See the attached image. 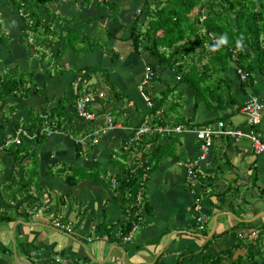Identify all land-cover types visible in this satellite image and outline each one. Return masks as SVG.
<instances>
[{
	"label": "crops",
	"instance_id": "crops-1",
	"mask_svg": "<svg viewBox=\"0 0 264 264\" xmlns=\"http://www.w3.org/2000/svg\"><path fill=\"white\" fill-rule=\"evenodd\" d=\"M141 1L91 0L86 5L79 4L75 9L70 0L59 1L53 11L56 14L54 22L57 19L64 24L61 16L77 14L75 27H80L92 38L107 42L108 46L98 45L94 48L89 45L92 47L90 52L77 54L68 41H64L56 47L65 50L59 60L50 55L43 58L42 53L29 57L27 45L23 51L15 47L14 56L16 59L20 57L21 63L20 66L13 63L8 71L12 76L32 73L26 85L30 87V92L38 88V94L30 98L28 105H33L37 110L46 105L50 112L62 96H65L66 110H72L73 101L83 89L90 90L92 94L95 92L97 96L99 89H95L96 83L90 81V76L101 72L106 74V81L111 80L120 93H126L128 99L110 100L111 93L106 95L105 103L111 101L117 109L115 127L87 137L80 148L77 147L78 140L89 135L88 129L92 124L94 129L101 127L103 118L85 123L77 115L76 121L63 123L73 125L76 128L73 132L63 131L64 134L50 137L39 146L31 144L21 163H30V169L36 167L37 173L32 172L30 176L39 187L32 182V188L24 191L21 185L24 169L17 170L12 159L5 157L9 151L0 150V264H233L237 260L240 264H264V217L259 216L252 222L243 221L264 211V157L254 154L246 138L238 141L232 138L215 139L209 158L197 171L199 179L196 184L187 182L182 162L195 156L197 143H189L186 137L181 138L183 144L177 145L173 156H163L155 167L148 166L144 199L141 202L140 198L137 202H141V205L134 222L136 226L129 232L128 240L122 235L123 224L129 217L117 195L120 191H115L112 185H105L104 179H100L102 170L106 175L116 172L123 174L119 167L108 162L110 153L113 150L121 151L122 143L127 144L134 136L137 130L133 135L130 130L137 128L138 111L151 104L166 85H172L173 77L172 69L168 71L166 67H160L157 69L158 75L147 80L149 56L146 53L137 54L132 40L122 39L128 35L135 14L141 13ZM55 4H58L57 0ZM113 4H117L119 10L115 11ZM64 27L67 26L60 27V33L67 32L68 28ZM109 32L115 34V38H108ZM10 57L9 61H12ZM46 58L48 62L44 61ZM4 60L0 61V76L3 69H8L6 64H2ZM108 68H112V75L108 73ZM229 72H233L231 68ZM253 75L248 78L253 79L254 88H247V79L244 83L236 78L230 90L224 89L222 106L209 108L200 102L194 111L186 85L180 84L182 91H179V98H176V92L171 94L174 95L173 101L178 99L181 105L177 112L166 114V118L173 121L177 115H181L184 119L192 118L196 123H203L229 115L231 123L248 131L241 107L255 96L262 102L261 120L256 132L264 140V74L256 70ZM94 77L97 80V76ZM100 95L103 96L102 93ZM93 107L99 108V105L94 104ZM17 108L20 111L5 117L0 140L10 136L16 126L24 124L21 117H25L26 107ZM13 115L17 118L13 119ZM26 121L30 124L29 120ZM192 133L189 131V134ZM141 138L134 145L142 142L145 152L151 151L154 145L143 142ZM139 155L141 152L136 157ZM33 157L38 159L35 165ZM78 167L87 170L88 174L95 171L100 173L72 183V175ZM122 191L120 195L124 196L125 191ZM27 211L31 217L36 212L38 216L39 212L45 211L44 216L48 217H45V221L34 223L33 219L25 217ZM200 213L207 218L205 231L201 234L188 232L197 226L196 217ZM217 213L215 232L204 249L207 242L203 235L210 232L213 216ZM207 229L209 231L205 233ZM253 229L257 233L251 237ZM239 233H242V237L238 236ZM106 244L110 247L109 252L102 259L101 253L104 250L105 254ZM12 245L13 252L9 251ZM190 253L198 255L190 257L194 258L191 260L188 258ZM56 256L61 259L58 261ZM220 256H223L222 260ZM87 258L93 262H81L87 261Z\"/></svg>",
	"mask_w": 264,
	"mask_h": 264
},
{
	"label": "trees",
	"instance_id": "trees-1",
	"mask_svg": "<svg viewBox=\"0 0 264 264\" xmlns=\"http://www.w3.org/2000/svg\"><path fill=\"white\" fill-rule=\"evenodd\" d=\"M59 1L60 0H57L58 4L56 5V0H7L10 9H12L15 16L19 18V29H23L24 31L23 37L27 38L25 42L27 47L29 49L33 48L32 50H34L30 51L29 57L35 54L39 56V53H42L44 58L50 55L51 57L55 56V59L57 58L59 60L65 50L63 48L56 49V47L64 41H68V44L72 46L77 54H81L85 51L90 52L89 50H92V47L95 48L98 45L102 47L108 46L107 42L92 38L86 31L83 32L80 27H75L74 22L78 17L77 14L70 17L59 15L63 18L64 24H61V20L57 19L55 20L56 22H54L53 18L56 14H54L53 11L59 5ZM90 1L91 0H70L71 4L75 6L74 9L79 4L86 5L90 3ZM142 1L141 13L135 14L128 35L122 37V39L132 40L133 49L137 54L146 53L149 56L147 67L151 77L153 76V78H155L158 75L157 69L160 67H166L168 71L172 69L173 77L171 78L172 85H166V88L160 92L159 96L155 98L151 104L148 103L138 111L139 114L136 127H139L146 117L151 121L154 127L165 124L206 127L218 120L231 123L228 120L230 118L229 115L203 123H196L192 118L184 119L181 115H177L176 119L171 121L166 118V114L173 111L177 112L178 107L181 105L178 99L173 101L172 97L174 95L172 96L171 93L176 92V98H179L178 94L181 90L179 85L185 84L189 95L188 97H192L194 111L200 102H204L209 108H213L215 105L222 106L225 100L223 94L224 89L230 90L235 83V79H239L241 74L247 76L246 79L248 83L245 82L246 80L244 81L240 78L241 82L244 81V83L247 84V88L253 87L254 81L252 78L250 79L248 77L254 76L253 72L255 73L256 70L259 74H264V47L261 45L262 39H264V0ZM112 8L115 11L119 10L117 4H113ZM150 8H153L152 11ZM148 10L150 12L148 21L144 27L138 28L140 16ZM63 26H67L64 27L65 29L68 28L66 33H60V27ZM40 28L43 31H38ZM30 30L34 32L33 39L30 37ZM78 37L84 39L85 42L82 43ZM6 38L7 37L2 35L0 41L4 42ZM28 38H31V41H29ZM108 38H115V34L109 32ZM77 39L78 42H80L78 45ZM169 49L172 50L168 51ZM229 68H231L233 72H229ZM8 70L9 69L5 70L7 72L6 74L0 76V105L5 103V107L12 113L20 105V102L15 99L16 103L13 97L18 98L20 92H22L26 98H28L30 93L32 96H36L38 94V88L34 92H30V87L25 86L22 76H12V73H9L10 71ZM29 74L30 76L32 75V73ZM158 79H160V77ZM109 86L111 93V97H109L110 100L115 99L120 101L128 99L126 93H120L114 84ZM81 94L82 92H79L77 97L79 98ZM170 95L171 102L169 104ZM63 97L65 98V96H62V99L58 100L59 102L53 109L50 108V112L47 111L46 105H44L41 110H37L36 107L28 105V102L24 103L26 115L21 119L24 121V124H22V126H16L12 133L17 128L22 127L33 137L29 138L22 136L18 145L11 144L1 151H9V153H11H8L5 157H10L12 159L16 169L20 165H25L21 162L28 153L31 144L39 146L50 137L59 135L63 133V131L73 132L76 129L71 124H63L67 120L71 121L78 118L76 110L74 109L76 101H73L72 110H66ZM167 100H169L168 103ZM134 103L136 102L134 101ZM98 105L99 108L96 107L94 110L99 118L102 116L101 114L108 113L112 116L114 122H116L115 113L117 109L111 104V101L105 103L99 100ZM57 117L60 122L57 120ZM5 119L3 115H0L1 130L5 127L3 125ZM26 120H29L30 124H28ZM80 121L85 123L93 122V120L88 121L82 118ZM92 125L93 126L88 129L89 135L87 137L92 136L90 135L92 132L91 129L94 130L95 127L94 124ZM136 129L137 128H132L130 130L132 135ZM56 130L57 132H55ZM189 135H192V137ZM183 137L188 138L186 140H188L189 143H197L196 136H194L193 133L189 134V131L182 132L181 134L172 133L169 135L153 132L149 135L145 134L141 138L142 141L144 140L143 142L154 145L151 151L145 152L143 143L140 142L137 145H130L128 148H126L125 143L124 145L122 143L120 147L121 151L113 150V152L110 153L108 162L119 167L120 170L123 171V174L116 172L106 175L105 170H102L103 175L100 179H104L105 185H112V189L115 191H120L121 193H123L122 190L125 191L124 196H121L120 192L117 194L124 211L129 217L123 224L122 235L126 236L131 231L133 222H135L139 216L138 209L141 205L140 203L144 199L143 190L146 180H148V178L145 181L140 179L144 173L145 166H149L150 168L155 167L163 156H173L177 145L181 144V138ZM5 138L1 139L0 142L5 140ZM223 139H231V137L225 136L217 138V140ZM233 141L235 140L233 139ZM77 143H79L77 147L80 148V144L82 143ZM138 152H141V155L136 157ZM117 157H119V159ZM37 160L36 157H33L32 162L34 164H32L35 165ZM28 167L24 170V180L21 181L24 191L30 190L33 183L36 187H39L36 183L37 181H33L30 176L32 172L35 174L37 173L36 167L34 166V169ZM80 171L83 172L80 174ZM86 171L87 170H82L80 167H78V170L76 168L74 171L75 173L73 172L74 174L72 175L71 182H77L81 178L89 175L95 176V173H100L95 171L88 174ZM119 181L120 183H118ZM139 193H141V202L137 203L139 201ZM26 213L25 217L29 219L31 214L28 211ZM208 242L203 247L204 249L208 246ZM196 255L198 254H189L190 257H195ZM210 257L211 256L208 255V259H210ZM220 257V260H222L223 256ZM220 260L219 263H221ZM233 264H240V262L237 260L233 262Z\"/></svg>",
	"mask_w": 264,
	"mask_h": 264
},
{
	"label": "built area",
	"instance_id": "built-area-1",
	"mask_svg": "<svg viewBox=\"0 0 264 264\" xmlns=\"http://www.w3.org/2000/svg\"><path fill=\"white\" fill-rule=\"evenodd\" d=\"M146 70L148 71V67H146ZM147 79L150 78V74L146 75ZM241 80H246V75L241 74L240 75ZM78 97H76L77 99ZM93 94L90 90H82V94L80 97L76 100L75 103V110L79 117L83 118L84 120H96L98 118V115L96 114L94 107H93ZM242 113L246 116V122L249 126V130L245 131L242 127H238L232 123H227L224 120H218L214 123V125L210 126H204V127H191V126H182L179 124H165V125H157L153 126L151 124V121L147 119V117L144 119L142 124L137 127V131H135V134L132 138H130L126 144V148H128L130 145H134L137 140H139L143 135L145 134H152L153 132H159L161 134H181L185 131L193 132L196 136L197 140V152L195 156L184 160L182 162V166L185 169L186 172V178L187 182L190 184H196L198 182V174L197 171L199 167L207 161L209 158V155L211 153L214 140L221 137H231L235 141H238L242 138H246L251 145V148L255 155H262L264 157V140L261 138V136L256 132V128L260 123L261 120V113H262V102L255 96H252L246 101L242 107H241ZM103 118V124L102 126H97L96 129H94L90 135H98L101 133H105L108 130H112L115 127L114 120L112 116L109 114H104L101 116ZM57 132V130L55 131ZM50 133V132H48ZM22 136L26 137H33L28 133L27 130H25L22 127L17 128L10 136L6 137L5 140H3L0 143V150H3L7 148V146H10L11 144H19L21 141ZM87 136L81 137L78 142L84 143ZM149 172V167L145 166L144 173L142 174V181H145ZM142 184V183H141ZM141 193H139L138 198H140ZM37 216V214H36ZM207 222L206 215L203 213H200L196 217V224L197 229L199 231L205 230V225ZM132 228H135V223L133 222ZM257 233V230H251L250 236L254 237ZM130 233L125 236L124 239H129ZM239 237H242V233L238 234Z\"/></svg>",
	"mask_w": 264,
	"mask_h": 264
},
{
	"label": "rangeland",
	"instance_id": "rangeland-1",
	"mask_svg": "<svg viewBox=\"0 0 264 264\" xmlns=\"http://www.w3.org/2000/svg\"><path fill=\"white\" fill-rule=\"evenodd\" d=\"M141 4H143V1H141ZM142 6V5H141ZM141 6H139V8H141ZM153 8H150V10L152 11ZM150 17V12L149 10L147 12H144L141 16H140V19H139V25H138V28H142V26L144 27V25L146 24V22L148 21ZM19 18L15 16V14L13 13V10L10 9L9 7V4L7 3V0H0V37L2 35H4L5 37H7L4 42H1L0 41V61L2 59H5L4 60V63H2L3 65L6 64V68L10 69L11 67H13V63H17V66H20V63H21V58L18 57V59H16V57L14 56L15 55V47H20L22 49V51L24 49H26V40L27 38H24L23 37V29H19L20 28V24L18 23V20ZM141 24V26H140ZM38 31H43L41 28L38 30ZM32 33V34H31ZM33 34L34 32L32 30H30V37L33 39ZM65 35V34H64ZM31 38H28L29 41H31ZM78 39L83 43L85 42L84 39L78 37ZM78 39H77V45L80 44V42H78ZM262 47H264V39H262ZM32 47V46H31ZM33 49V48H32ZM30 49V51H34ZM40 55V53H39ZM10 56H12V61H9L10 60ZM44 58V56H42ZM254 57V55H253ZM256 57V56H255ZM7 58V59H6ZM45 62H48V59L46 58L44 60ZM30 63V61H28V64ZM27 64V65H28ZM5 66V65H4ZM24 67V65H23ZM24 68H27V67H24ZM108 73L109 74H113L114 72H112V68H108L107 69ZM7 72L3 69L2 70V75L6 74ZM94 75L97 76V80L95 79ZM106 74L104 72H101L100 74H92L90 76V81H93L96 83L95 85V89L98 88L99 91H98V95L96 96L95 95V92H93V96H94V104L95 105H98V101L101 100L102 102H105L104 99L106 97V95L109 96L110 94V86L112 83H111V80H109L108 82L106 81L105 79V76ZM23 78V82L26 85V81L28 82V80H30V75H28V73H20V76H17V77H21ZM84 88V84L81 85V89ZM254 88V87H253ZM80 93L82 92L81 90L79 91ZM100 93L103 94L100 95ZM30 98H32V94L30 93L28 98L24 97L23 93L20 92L19 95H18V98L17 97H13L14 101L15 99L18 100V102H20V105L19 106H23L25 102H30ZM27 100V101H26ZM74 100V99H73ZM6 101V100H5ZM76 101V99L74 100V102ZM16 102V101H15ZM73 102V104H74ZM17 103V102H16ZM31 105V104H30ZM33 106V105H31ZM67 107V106H66ZM15 111H20L19 108L15 109L12 113H14ZM9 113V109L5 107V103H2L0 105V115H3V117H9L10 115H8ZM18 114V113H17ZM240 116V115H239ZM17 118L16 115H13V119ZM24 116L22 115L21 119H23ZM11 135V134H10ZM86 141V139H85ZM90 143V142H88ZM30 165L29 164H26V165H20L18 166L17 170H19V168H22V169H26L28 166ZM32 166V165H31ZM31 166H29L28 168H30ZM177 167V166H176ZM31 192L34 193V191L32 190ZM262 199L264 200V196H262ZM246 200V199H245ZM25 210L26 208V205L23 204L22 206ZM43 209H44V203H43ZM37 210V209H36ZM38 211V210H37ZM37 214V212H36ZM45 211H41L39 212L38 216H35V213H34V216L30 217L29 220L33 219L34 223L36 221H45V217H48L47 215H45ZM43 218V219H42ZM212 217H210L209 219H211ZM49 221V220H48ZM24 223V222H23ZM41 223V222H40ZM26 227V226H25ZM210 229V228H209ZM209 229L206 230V233H208ZM188 232H192V233H200L201 234V231L197 230V226H193L192 228H190L189 230H187ZM170 233V232H169ZM167 233V234H169ZM57 238V235L55 236ZM109 246L106 244L104 245V249L106 250L105 251V254H104V250H102V253L101 255L103 256L102 259H104L105 257H107L108 255V252H109ZM258 248H260L258 246ZM13 245L12 247L9 248V251L13 252ZM39 250H43V248H40ZM45 251V250H44ZM156 257V256H155ZM154 257V259H155ZM94 258V257H93ZM189 259H194V258H190V256L188 257ZM56 259L59 261L61 258L60 256H56ZM87 261H83L81 260L82 263H88V260L89 258L86 259ZM92 261V260H91ZM89 260V262H91ZM154 261V260H153ZM152 261V262H153ZM93 262V261H92ZM91 264V263H90ZM155 264H158V263H155ZM187 264V262L185 263Z\"/></svg>",
	"mask_w": 264,
	"mask_h": 264
},
{
	"label": "water",
	"instance_id": "water-1",
	"mask_svg": "<svg viewBox=\"0 0 264 264\" xmlns=\"http://www.w3.org/2000/svg\"><path fill=\"white\" fill-rule=\"evenodd\" d=\"M224 214H227V212H224ZM219 213L215 214L213 216V221H212V227L210 229V232L206 235H203L204 239H205V242H207L214 234L215 232V228H216V224H217V217H218ZM259 216H263L264 217V211L261 212L260 214H257L256 216H254L252 219H249V220H243L245 222H252L254 221L255 219H257Z\"/></svg>",
	"mask_w": 264,
	"mask_h": 264
},
{
	"label": "clouds",
	"instance_id": "clouds-1",
	"mask_svg": "<svg viewBox=\"0 0 264 264\" xmlns=\"http://www.w3.org/2000/svg\"><path fill=\"white\" fill-rule=\"evenodd\" d=\"M147 71V70H146ZM148 72V71H147ZM147 74H150L149 72L147 73ZM147 78V77H146ZM150 78H151V74H150ZM150 78H148L147 80H149ZM144 82V81H143ZM143 84V83H142ZM93 102H94V100H93ZM94 104V103H93ZM147 179V178H146ZM140 198H141V196H140ZM140 198H138V200H140ZM35 216H36V213H35ZM205 231V230H204ZM204 231H202V232H204Z\"/></svg>",
	"mask_w": 264,
	"mask_h": 264
},
{
	"label": "bare ground",
	"instance_id": "bare-ground-1",
	"mask_svg": "<svg viewBox=\"0 0 264 264\" xmlns=\"http://www.w3.org/2000/svg\"><path fill=\"white\" fill-rule=\"evenodd\" d=\"M35 130V129H34ZM132 172H134V171H132ZM30 181H31V179H30Z\"/></svg>",
	"mask_w": 264,
	"mask_h": 264
}]
</instances>
